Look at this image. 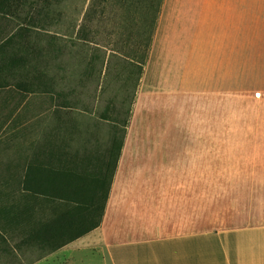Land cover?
Here are the masks:
<instances>
[{
    "label": "crops",
    "instance_id": "obj_1",
    "mask_svg": "<svg viewBox=\"0 0 264 264\" xmlns=\"http://www.w3.org/2000/svg\"><path fill=\"white\" fill-rule=\"evenodd\" d=\"M160 9L101 224L28 264H264V0ZM32 30L0 11V173L21 175L19 195L29 166L67 159L57 134V166L35 161L54 139L34 135V110L61 107L34 90Z\"/></svg>",
    "mask_w": 264,
    "mask_h": 264
},
{
    "label": "rangeland",
    "instance_id": "obj_2",
    "mask_svg": "<svg viewBox=\"0 0 264 264\" xmlns=\"http://www.w3.org/2000/svg\"><path fill=\"white\" fill-rule=\"evenodd\" d=\"M11 2L0 0V11L16 15L22 23L33 27L34 53L42 56L34 64L44 76L43 80L35 78L34 90L51 92V101L61 107L54 112L35 109L33 133L54 139L46 143L49 147L42 146V151L48 156L53 154L55 166L59 153L57 134H60L63 140L59 144L65 145L66 155H75L70 169L76 167L84 175L96 174L94 166L100 160L96 156L102 155L115 127L121 130L122 122L128 117L141 71L157 35L162 1L25 0L20 5L8 6ZM35 105H38L36 100ZM115 117L120 122L118 125ZM20 121L23 122L17 126L18 132L24 133L29 127L25 119ZM52 143L56 145L53 153ZM84 178V189L91 191L97 187L91 175ZM21 188L20 174L0 173V227L7 232L9 247L6 254L0 249V264H28L48 256V247L16 246L20 237L15 228L25 223L20 219L25 218L28 202L27 193L19 195ZM86 195L90 196L88 192ZM46 204L39 202L36 211H30V218L50 217L51 205ZM98 214V209L89 214L84 227L94 223ZM52 261L61 263L67 257L56 256Z\"/></svg>",
    "mask_w": 264,
    "mask_h": 264
},
{
    "label": "trees",
    "instance_id": "obj_3",
    "mask_svg": "<svg viewBox=\"0 0 264 264\" xmlns=\"http://www.w3.org/2000/svg\"><path fill=\"white\" fill-rule=\"evenodd\" d=\"M20 1L25 0H12L8 6H12L14 3L20 5ZM114 120L115 125L120 123L117 117ZM121 126L122 129L119 131L115 127V132L108 146L105 147L104 151H101L102 155L96 156L98 157L97 159H100L98 160L99 163L97 162L96 166H94L97 168L96 174L89 173V175H84L82 171H77L76 167L70 169L71 159L75 157V155L72 156L70 154H67V160H70V162L65 163L61 168L50 169L40 165L38 167L29 166L23 180V190L27 192L26 199L28 201L26 204V215L24 219H20V222L25 223L15 228L17 235L20 237L19 242L16 243L17 247L22 249L37 246L41 249L48 247L50 251L56 250L69 240H74L94 230L101 224L112 177L120 155L127 120H124ZM34 153L35 161L40 162L42 147L38 148ZM90 175L93 178L92 180L98 183L97 187L91 191L90 188H83V182L86 178L84 176L89 177ZM86 192L90 196H87ZM87 197L88 200H85ZM30 200L33 202L31 203ZM39 202L43 205L50 203L52 214L47 219L32 220L30 211H36L35 206ZM97 209L99 210L98 219L84 227L87 216L92 214V212H97ZM6 234V230L0 227V249H2V254L9 253Z\"/></svg>",
    "mask_w": 264,
    "mask_h": 264
}]
</instances>
